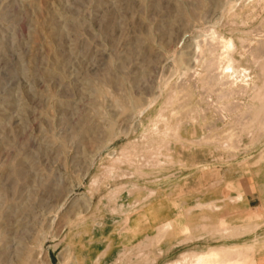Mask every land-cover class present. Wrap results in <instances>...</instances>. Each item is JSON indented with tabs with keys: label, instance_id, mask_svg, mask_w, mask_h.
<instances>
[{
	"label": "rangeland",
	"instance_id": "374dc122",
	"mask_svg": "<svg viewBox=\"0 0 264 264\" xmlns=\"http://www.w3.org/2000/svg\"><path fill=\"white\" fill-rule=\"evenodd\" d=\"M210 32L232 44L196 58ZM225 51L248 85L207 80ZM257 161L264 0H0V264H175L229 245L252 264L264 216L220 198L247 192Z\"/></svg>",
	"mask_w": 264,
	"mask_h": 264
},
{
	"label": "bare ground",
	"instance_id": "6f19581e",
	"mask_svg": "<svg viewBox=\"0 0 264 264\" xmlns=\"http://www.w3.org/2000/svg\"><path fill=\"white\" fill-rule=\"evenodd\" d=\"M230 5H231V3H230ZM228 10V9H227ZM228 12V11H227ZM229 13V12H228ZM211 33V32H210ZM208 33L209 34V36H208V34L207 35H205V33H203L204 34V38H203V35H202V37H200L201 35L199 34V36L197 37V38H199L200 37V39H198L197 40V38H196V42H195V46H194V48H196V51H195V53H196V58H199V56H200V53H201V51L203 50V46H205V48H207L208 47V49L210 50V51H215L214 49L217 47V46H227L228 48L230 47V45L232 44L231 43V40H228L227 42H223L222 40H215V38H214V34L213 33ZM197 36V35H196ZM206 36H208V37H206ZM219 37H221L222 38V36H219ZM202 38V39H201ZM206 38V39H205ZM216 39H217V37H216ZM224 39V38H223ZM229 39V38H228ZM226 41V40H225ZM226 43L228 44V45H226ZM262 43V42H261ZM207 46V47H206ZM233 46V45H232ZM249 46V45H248ZM247 46V47H248ZM244 47H245V45H244ZM259 47V46H258ZM263 47V46H262ZM219 48V47H218ZM222 48V47H221ZM224 48V47H223ZM207 49V50H208ZM217 49V48H216ZM220 50V49H219ZM223 50V49H222ZM221 50V52H223ZM230 50H231V48H230ZM234 50V46H233V49H232V51ZM253 50H255V49H253ZM194 51H193V53H194ZM209 51V52H210ZM229 51V50H228ZM227 51V54H226V51L223 53V54H220V53H218L219 55H217V56H215V57H212L211 59H209L208 60V62L206 63V64H208V73L210 72V70L211 71H214V72H212V74H207V76L208 75H210V76H208L207 77V80L209 81V82H213V83H215V82H217V84H218V82L219 83H221L223 80L225 81L224 83H225V85L227 84V86H229V85H233L234 83H235V81L237 80H233L234 78V76H237V75H240L241 76V80H242V84L243 85H248V80H251V77L249 78V71H247L248 70V68L247 67H244V66H242V65H239V64H236V63H234V61H232V59H231V55H230V52H228ZM250 51V50H249ZM218 52H220V51H218ZM194 53V54H195ZM215 53H216V51H215ZM229 53V54H228ZM251 53V52H250ZM253 53V52H252ZM258 54V53H257ZM261 54H263V52L261 53ZM230 55V56H229ZM214 56V55H213ZM193 57H195V55L193 56L192 55V58ZM191 58V59H192ZM200 59V58H199ZM192 60H194L195 61V58H193ZM198 61V59L196 60V62ZM223 62H226L225 64L223 63ZM205 68V67H204ZM206 71V70H205ZM185 73H187L186 71L185 72H183V74H185ZM207 73V72H206ZM211 73V72H210ZM239 77V76H238ZM252 81V80H251ZM237 82V81H236ZM240 82V81H239ZM236 84V83H235ZM221 85V84H220ZM224 85V84H223ZM252 85L253 86H255V84L252 82ZM237 102V101H236ZM238 104V103H237ZM158 124V123H157ZM171 126V125H170ZM174 126V125H173ZM166 127H168V125L167 126H165V128ZM172 127V126H171ZM153 128V127H152ZM151 128V129H152ZM165 128H164V130H165ZM150 129V128H149ZM150 129V130H151ZM153 130V133L154 134H159V131L156 129V127H154V129H152ZM163 129H162V131H164ZM167 130H169V129H167ZM176 130H177V128H176ZM161 131V130H160ZM162 131H161V133H162ZM171 130H169L168 132H170ZM173 131H174V129H173ZM165 132V131H164ZM163 132V133H164ZM176 132V131H175ZM152 133V134H153ZM160 133V134H161ZM172 133V132H171ZM167 134V132H165V135ZM170 134V133H169ZM163 135V134H162ZM164 135V136H165ZM114 136V135H113ZM163 136V137H164ZM169 136V135H168ZM167 136V137H168ZM174 136V135H173ZM162 137V136H161ZM228 137V136H227ZM164 139H166V137L164 138ZM163 139V140H164ZM226 139V138H225ZM162 140V139H161ZM162 142V141H161ZM207 142V141H206ZM223 142V141H222ZM231 143V142H230ZM233 143V142H232ZM165 144V143H164ZM224 147V146H223ZM126 148V147H125ZM150 148V147H149ZM152 148V147H151ZM222 148V147H221ZM125 151V150H124ZM123 151V152H124ZM127 151H128V149H127ZM120 152H122V150L120 151ZM129 152V151H128ZM148 152H150V150L148 151ZM119 153V152H118ZM130 153H131V151H130ZM130 153H128V154H130ZM126 154V153H125ZM128 154H127V156H128ZM110 155V154H109ZM120 155V154H119ZM119 155H118V157L117 158H119ZM122 155V154H121ZM136 155V154H135ZM143 155V154H142ZM141 155V156H142ZM124 156H126V155H124ZM131 156H132V154H131ZM131 156H129V157H131ZM140 156V155H139ZM144 156V155H143ZM128 157V158H129ZM133 157V156H132ZM156 157V156H155ZM138 158V157H137ZM154 158V157H153ZM121 159V158H120ZM119 159V160H120ZM132 159H134V158H132ZM132 159H131V161H132ZM128 160V159H127ZM134 160H136V158L134 159ZM121 161V160H120ZM129 162H130V160H129ZM147 162V161H146ZM89 163V162H88ZM137 169H139V168H137ZM136 169V170H137ZM86 172V171H85ZM84 174V173H83ZM134 174V173H133ZM150 192L152 193V190H150ZM92 195V194H91ZM151 196V195H150ZM92 197V196H91ZM90 197V198H91ZM90 198H88L87 197V199L85 200V202H84V204H82L81 203V205H83V210L82 211H84V212H87V210L90 208V206H91V200H90ZM64 199V198H63ZM66 200V199H65ZM63 201V200H62ZM63 203H65V202H63ZM93 204V203H92ZM199 206V205H198ZM92 207V206H91ZM56 212H58V211H56ZM76 214V213H75ZM54 215V214H53ZM57 215V214H56ZM77 215V214H76ZM141 215V214H140ZM139 215V216H140ZM55 216V215H54ZM72 219V218H71ZM125 221H126V223H129V218H128V216H125ZM171 220V219H170ZM14 221V220H13ZM69 221V220H68ZM139 222V221H138ZM164 222V221H163ZM160 222L161 224H162V229L161 228H159V227H157V228H159V232L158 233H160V232H163L164 230V226L167 224V222H169L168 220L166 221V222ZM15 223V222H14ZM68 223V222H67ZM137 223V222H136ZM159 224V223H158ZM14 225V224H13ZM25 226V225H24ZM158 226H161V225H158ZM22 231V230H21ZM157 232V231H156ZM148 236H146V238H147ZM12 238V237H11ZM41 238V237H40ZM150 238H151V236H150ZM149 237H148V239L147 240H149L150 239ZM22 239V238H21ZM20 240V239H19ZM41 240V239H40ZM44 242V241H43ZM13 243V242H12ZM38 243V242H37ZM149 243H150V241H149ZM18 244V243H17ZM40 244V243H39ZM41 245V244H40ZM39 248H40V246H38ZM35 249V248H34ZM40 252V251H39ZM37 253V252H36ZM25 254V253H24ZM46 254V253H45ZM44 254V255H45ZM26 255V254H25ZM39 255V254H38ZM27 256V255H26ZM24 257V255H23V258H21V260H19L18 261V264H29L28 263V261H29V259L27 258V257ZM28 256H30V255H28ZM249 255H243V254H241V252H240V250L238 251L236 248H234V247H229V249H227V247H218V248H216V247H212V248H209V249H203V250H198L197 252H195L193 255H192V257L190 258V259H187V258H183L182 260H177L176 262H175V264H248V262L250 261V260H248L247 261V257H248ZM22 257V256H21ZM35 257V256H34ZM69 257V256H68ZM251 257V256H250ZM250 257H248V258H250ZM32 258V257H31ZM60 258V257H59ZM62 259H63V257H62ZM252 259V258H251ZM253 260V259H252ZM31 262V261H30ZM252 264H255L254 262H252Z\"/></svg>",
	"mask_w": 264,
	"mask_h": 264
},
{
	"label": "crops",
	"instance_id": "0c3cea01",
	"mask_svg": "<svg viewBox=\"0 0 264 264\" xmlns=\"http://www.w3.org/2000/svg\"><path fill=\"white\" fill-rule=\"evenodd\" d=\"M253 166H254L253 168L262 166V169L260 167V171L264 170V164H262L260 161L255 162V165H253ZM217 183H219V182H216L215 184H217ZM245 184L247 185L246 186L247 192H245L243 190H238L239 192L229 193L231 195H227L226 197L220 198V201H224L225 199L232 201L234 199L233 196L240 193L241 199L239 201L235 202V204H233V205H235V206H233L234 208H239V204H241L243 207H246L247 209H254L256 211H260L261 215L264 216V175L263 176H252L250 178H247ZM222 195H223V193H222ZM218 199L216 198L214 200H218ZM198 205L201 208L202 204L199 203ZM206 205L208 206V204H206ZM214 207L216 209L218 208L217 205H214ZM203 216H206V215H203ZM224 229L225 228H223V230ZM225 230H227V229H225ZM217 231H222V229L217 230ZM260 232L262 233V237H260V238L254 237V239H253V241H255V238H257L259 240V242H261V244H262V249H260L259 252H257L254 255L255 260H256V261H254V263L256 262V264H264V223L262 224V229ZM229 246L235 248L234 245H229ZM215 247L218 248V247H224V246H215ZM237 250L238 251L240 250L241 254H243V255L244 254L249 255L246 252H244L241 249V247H239Z\"/></svg>",
	"mask_w": 264,
	"mask_h": 264
}]
</instances>
